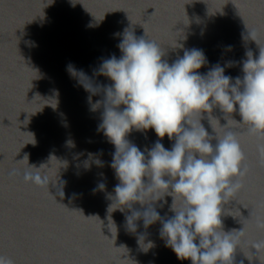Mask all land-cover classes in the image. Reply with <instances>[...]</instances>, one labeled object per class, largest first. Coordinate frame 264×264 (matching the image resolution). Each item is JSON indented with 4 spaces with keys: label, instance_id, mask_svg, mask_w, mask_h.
<instances>
[{
    "label": "water",
    "instance_id": "obj_1",
    "mask_svg": "<svg viewBox=\"0 0 264 264\" xmlns=\"http://www.w3.org/2000/svg\"><path fill=\"white\" fill-rule=\"evenodd\" d=\"M51 2L0 0V256L13 264H191L165 246L161 221L145 227L139 219L130 231L125 218L131 210L108 212L119 183L110 167L115 147L99 130L103 109H91L103 88L89 102L69 65L94 87L110 84L96 73L103 60L122 55L118 45L131 31L155 41L170 65L200 49L207 63L199 73L219 64L235 83L243 79L244 62L264 54V0ZM253 31L256 36L249 35ZM231 116L240 121L238 113ZM201 123L212 137L225 131L219 108L203 114ZM229 126L243 151L245 174L238 178L242 187L224 202L222 230L243 228L232 264H264V249H250L264 240L258 227L264 221V136L243 123L229 120ZM126 139L148 159L159 138L152 129H133ZM160 142L171 149L175 138ZM26 171H39L49 184L25 181ZM101 182L104 190L97 188ZM181 203L177 199L173 207ZM171 204V196L155 203L163 220L174 215ZM133 209L143 210L138 203Z\"/></svg>",
    "mask_w": 264,
    "mask_h": 264
},
{
    "label": "clouds",
    "instance_id": "obj_2",
    "mask_svg": "<svg viewBox=\"0 0 264 264\" xmlns=\"http://www.w3.org/2000/svg\"><path fill=\"white\" fill-rule=\"evenodd\" d=\"M118 48L122 55L103 60L96 73L111 81L108 85L94 87L82 70L77 72L69 65L70 74L90 93L89 102L91 95L103 88V98L91 104V109H103L99 130L115 147L110 167L119 183L114 195L109 196L112 203L108 212L131 210L125 218L130 231H135L134 222L139 219H143L145 227L161 221V238L178 260L232 264L243 228L224 232L221 214L224 202L242 187L238 178L245 171L244 154L229 120L246 124L249 133L264 136V54L260 51L257 59L245 61L243 79L237 77L232 83L219 64L206 74L199 73L207 63L200 49L185 51L170 65L162 60L163 53L155 41L137 38L131 31H125ZM214 108H219L226 121L219 137L210 136L201 123L203 114H211ZM234 112L240 116L239 122L232 118ZM133 129H152L159 138L148 159L126 139ZM166 135L169 140L175 138L171 149L160 142ZM212 139L216 140L215 145ZM88 155L91 158L94 154ZM24 179L38 185L49 184V178L39 171H26ZM97 188L104 190L105 184L101 182ZM165 196L172 197L170 210L174 212L167 220L154 207ZM177 199L182 203L174 208ZM137 203L143 210L133 209ZM258 227L264 228V221ZM141 241L143 237L138 243ZM147 245L145 251L153 246L151 242ZM250 249L255 254L264 249V240L253 242ZM0 264L13 261L0 256Z\"/></svg>",
    "mask_w": 264,
    "mask_h": 264
}]
</instances>
